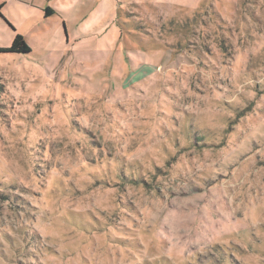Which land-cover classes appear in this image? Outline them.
Returning a JSON list of instances; mask_svg holds the SVG:
<instances>
[{
    "label": "rangeland",
    "instance_id": "374dc122",
    "mask_svg": "<svg viewBox=\"0 0 264 264\" xmlns=\"http://www.w3.org/2000/svg\"><path fill=\"white\" fill-rule=\"evenodd\" d=\"M0 4V264H264V0Z\"/></svg>",
    "mask_w": 264,
    "mask_h": 264
},
{
    "label": "trees",
    "instance_id": "16d2710c",
    "mask_svg": "<svg viewBox=\"0 0 264 264\" xmlns=\"http://www.w3.org/2000/svg\"><path fill=\"white\" fill-rule=\"evenodd\" d=\"M2 7V4H0V8ZM53 11L50 9H46L45 10V15L49 16L50 14H52ZM29 47L26 44L24 38L22 35L20 34H16L13 38V40L11 41V44L8 47L2 48L0 47V52H4V53H9V52H28Z\"/></svg>",
    "mask_w": 264,
    "mask_h": 264
}]
</instances>
